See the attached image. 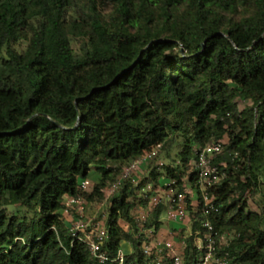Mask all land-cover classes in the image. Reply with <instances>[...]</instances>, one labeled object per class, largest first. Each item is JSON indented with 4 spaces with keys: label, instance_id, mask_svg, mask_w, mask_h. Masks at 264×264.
<instances>
[{
    "label": "trees",
    "instance_id": "1",
    "mask_svg": "<svg viewBox=\"0 0 264 264\" xmlns=\"http://www.w3.org/2000/svg\"><path fill=\"white\" fill-rule=\"evenodd\" d=\"M0 52V264H102L63 214L92 170L85 199L105 215L91 233L105 231L109 259L123 241L124 264L154 258L164 188L194 223L186 262L207 220L228 237L218 255L264 264V0H0ZM216 140L224 177L193 203L196 154ZM158 145L147 174L107 197Z\"/></svg>",
    "mask_w": 264,
    "mask_h": 264
},
{
    "label": "built area",
    "instance_id": "2",
    "mask_svg": "<svg viewBox=\"0 0 264 264\" xmlns=\"http://www.w3.org/2000/svg\"><path fill=\"white\" fill-rule=\"evenodd\" d=\"M161 150V146L158 145L152 150L150 154L145 155L142 159L151 158L156 153ZM223 144L221 141H213L206 146H204L196 154L195 160V171L197 176V184L201 187L202 197L205 204H209L210 199L207 194V188L216 184L222 177L224 173L220 172L218 167L213 164V159L222 154ZM138 161V160H137ZM134 162L129 166V168L134 167L137 163ZM128 178V171L124 172L120 179L113 186L114 188L122 185L123 181ZM89 186V180L86 179L81 182L80 188L85 191ZM150 190V186L146 188ZM170 200L167 211V218L172 222H179L183 217H185V195L183 193L177 192L176 190L169 189ZM84 199L81 194L77 196L68 197L65 200V206L67 208H78L79 210L83 207ZM151 203L154 206L158 205L159 202L156 198H152ZM208 209L205 210V214ZM146 215V214H145ZM145 216H143L144 218ZM141 218V219H143ZM204 232L201 233L197 231L195 233L194 246L200 251V255L192 261L186 262L184 254L180 249L174 244V242L167 238L163 240H157L153 245V241L144 246V254L147 256H153L154 258L150 260L147 264H234L231 258L228 257L227 253L218 255V243L222 238L218 237L217 231L214 229L213 225L205 220L202 222ZM84 228L83 223H78L75 227H70L73 235H79L83 237L89 247L92 255L99 260L102 264H124L125 254L120 249L117 255L113 259H109L107 254L101 250V242L104 239L105 231L98 229L95 233L90 236H81L79 231ZM186 238V237H185ZM182 239V244H184V239ZM228 239V237H226ZM227 246V244L225 245Z\"/></svg>",
    "mask_w": 264,
    "mask_h": 264
},
{
    "label": "rangeland",
    "instance_id": "3",
    "mask_svg": "<svg viewBox=\"0 0 264 264\" xmlns=\"http://www.w3.org/2000/svg\"><path fill=\"white\" fill-rule=\"evenodd\" d=\"M239 15H235V18H238ZM82 44L79 40L73 41V48L77 51L80 50ZM2 53L0 52V55ZM243 106V105H242ZM241 106V107H242ZM224 140H227V137L224 138ZM160 159L158 161H155L154 165H161L163 163H169L171 160L166 158V153H159ZM152 164V160L149 158L142 159L141 161L138 160L137 163L134 165V167L129 168L126 167L124 172L128 171V178L133 179L135 182H137L139 179H141L145 174H147L148 167ZM123 172V173H124ZM123 175V174H122ZM99 175L95 170H92L88 180H89V186L86 188L83 193H81L82 198L84 199L83 207L79 210L78 208H69L68 210H65L63 212L65 221L70 224V226H76L78 223H83L84 228L79 231V234L81 236H90L95 228L100 227L104 222V215H105V205L101 202H95L90 203L85 199V193L91 190V186H93L97 180ZM120 179V178H119ZM118 179V180H119ZM192 187L188 188V192L190 194V197L193 200V203H196L197 194L198 191L201 190V187H197V176L195 174L193 181H192ZM121 186V185H120ZM119 186V187H120ZM117 188L110 186L109 189L106 191V196H111L113 192ZM153 199L156 198L159 202V204L162 207V213H161V228L167 230L165 231V236L167 237H174V239H183L187 236H190L194 229V223L190 219V215L188 211H185V217H183L179 222L180 230L174 229L171 226V221L167 218V211L169 206V200H170V193L169 190H166L164 188L158 189L157 193L155 194ZM256 198L258 200H263V197H259L256 195ZM152 206H154V203H152ZM135 214L138 218H143L145 216V213L143 212V209L138 207L135 211ZM162 229V230H163ZM161 240L160 237L157 235L154 238V243L157 240ZM163 240V239H162ZM228 239L226 237H223L221 239L222 243H225Z\"/></svg>",
    "mask_w": 264,
    "mask_h": 264
},
{
    "label": "crops",
    "instance_id": "4",
    "mask_svg": "<svg viewBox=\"0 0 264 264\" xmlns=\"http://www.w3.org/2000/svg\"><path fill=\"white\" fill-rule=\"evenodd\" d=\"M171 223V226H172V228H174V229H178V230H180L181 228H180V226H179V224H180V222H170ZM163 228H159V230H158V232H157V234H156V236L158 235L159 237H160V239L162 240V239H167V238H169V239H171L173 242H174V244L180 249V248H182V239H174V237H167V236H165L166 234H165V231H167V230H165V229H163ZM159 240V239H158ZM155 243H154V241H153V245H154ZM121 250L124 252V254H130L131 253V246H130V244L129 243H127V242H125V241H123L122 243H121Z\"/></svg>",
    "mask_w": 264,
    "mask_h": 264
}]
</instances>
